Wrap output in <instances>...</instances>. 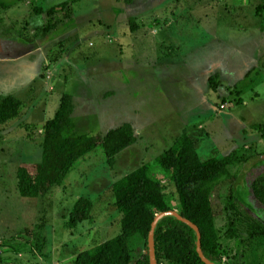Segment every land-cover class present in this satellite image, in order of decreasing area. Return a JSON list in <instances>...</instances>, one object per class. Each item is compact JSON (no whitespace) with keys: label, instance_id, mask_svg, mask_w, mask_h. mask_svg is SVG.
Masks as SVG:
<instances>
[{"label":"rangeland","instance_id":"rangeland-1","mask_svg":"<svg viewBox=\"0 0 264 264\" xmlns=\"http://www.w3.org/2000/svg\"><path fill=\"white\" fill-rule=\"evenodd\" d=\"M52 8L54 13L49 15ZM262 14L264 0H0V87L15 85L22 101L16 120L0 126V264H73L81 251L116 236L121 230L120 216L110 186L143 163L153 165L172 144L169 135L179 134L169 124L172 118L178 121L186 109L184 103L201 101L187 87L198 78L200 55L187 53L205 37L207 27L216 34L219 29V36L241 55L251 52L256 42L263 47L264 37L255 30L249 32L262 23ZM228 16L234 23L241 20L240 27L247 30L225 31ZM49 19L57 26L47 34L43 28ZM168 37L179 39L182 45L172 58L164 57L173 49ZM231 50L221 48L220 53L230 58ZM190 57H196V63ZM38 68L37 78L29 82L28 72L33 74ZM211 79L215 88L220 83L217 74ZM64 92L76 96L81 105L74 113L80 134L103 135L108 128L129 123L137 142L119 152L113 166L98 146L76 161L63 182L47 194L22 197L17 190L19 164L42 158L43 110L39 108L29 121V104L35 95L44 105ZM227 101L222 96L220 103ZM52 106L46 118L52 117ZM203 115L200 109L194 120ZM222 123V119L211 122L225 136L226 122ZM225 131L235 138L234 131ZM208 143L203 138V147ZM253 153V149H241L238 155ZM199 156L204 160L217 155ZM243 166H233L232 176L221 180L211 194L218 250L226 263L261 264L264 234L251 235L256 224L264 227V201L254 191L264 181V161L240 179ZM152 173L166 185L168 199L175 206L172 181L155 166ZM238 178L239 196L249 210L232 225L228 194ZM80 198L91 202L90 217L72 227L69 216ZM229 230L237 236L229 238ZM146 249L143 239L131 242L134 260Z\"/></svg>","mask_w":264,"mask_h":264},{"label":"trees","instance_id":"trees-1","mask_svg":"<svg viewBox=\"0 0 264 264\" xmlns=\"http://www.w3.org/2000/svg\"><path fill=\"white\" fill-rule=\"evenodd\" d=\"M65 5V3H64ZM54 13V8L48 11ZM57 24L51 19L43 30L49 34ZM214 80L211 82V85ZM214 87V86H212ZM22 101L14 95H0V125L16 118ZM74 102L71 94H62L54 116L43 125L42 158L36 163H20L17 168V190L20 196L37 198L60 185L76 161L101 146L107 163L113 166L117 154L137 142V135L129 123L109 129L104 135L80 134L75 131L72 120ZM264 136V124L259 130ZM233 151L221 158L202 160L196 150L195 141L186 130L155 159L153 165H143L114 181L110 186L113 205L118 211L120 231L98 245L81 251L73 264H149L146 252L135 260L131 253V242L147 237L154 217L164 211L176 210L184 218L198 226L201 233V247L207 259L218 264L222 260L218 250L219 237L215 230L211 194L217 184L231 175V168L243 163L240 179L252 166L264 161V152L241 157ZM240 156V157H239ZM157 167L172 181L176 205H171L166 194V185L152 173ZM239 178L228 194L230 210L234 216L248 215V203L239 196ZM255 196L264 201V181L254 189ZM92 204L85 198L76 201L69 216L72 227L89 219ZM256 224V223H255ZM252 235L264 234V227L256 224ZM234 231L229 238L236 237ZM157 264H205L196 251V233L185 223L173 216L162 218L154 231ZM16 250V248H14ZM264 264V263H261Z\"/></svg>","mask_w":264,"mask_h":264},{"label":"crops","instance_id":"crops-1","mask_svg":"<svg viewBox=\"0 0 264 264\" xmlns=\"http://www.w3.org/2000/svg\"><path fill=\"white\" fill-rule=\"evenodd\" d=\"M254 16L258 19L256 14ZM262 16V23L259 24V27L253 26L249 31L252 32L255 30V32L261 35V38L264 37V15L262 14ZM229 17L231 18V16L227 17V26L225 27L226 30L224 29L225 31L232 33V29H238L239 31L243 32L247 30V28L244 26L240 27L242 23L241 20L237 23H234L232 22V18L229 19ZM257 19H255V22H259ZM232 23L234 24L233 27ZM162 29L165 30L166 28ZM205 31V37L201 40H198V42H200L196 45L194 44L187 53V56H191L192 53H196L198 51V54L200 55V61H198L199 58L197 59L199 69L196 70L198 78L194 77L193 80H190L192 84H189L187 87L191 89L193 95H198L201 101L198 104L199 106L195 103H184L186 109L181 111L182 115L180 117L178 116V121L172 118L171 123L167 122L174 125L179 130V134L175 131L174 134L169 135L172 139V144L182 134V132L186 130L188 135L195 141L198 154H203L206 152L207 155H217L215 156L216 158H221L233 151H239L241 149H253V151L256 153L264 152V136L261 131H258L259 126L264 124V103L261 102V100L264 101V46L261 47L259 43L256 42L254 48L252 47L251 52L241 55L239 49H237L235 45H231L226 40V38L219 36L221 33L219 32V29L217 34L212 30V27H207ZM168 38L170 42L172 40V44L169 42L168 44L171 45L173 49L171 52H168V54L166 53L164 57L172 58L174 56L175 50H181L182 45L179 39L174 37ZM221 48H226L227 51L232 49L231 57L228 58L222 55L220 53ZM190 59L193 61L192 63H196V57H190ZM162 62L166 61L162 60ZM36 70L37 71L33 74L28 72L27 75L30 74L29 82H33V80L37 78V72L40 69L38 68ZM215 74H217L218 81L220 83L215 86V88H213L211 85L213 80L211 78L215 76ZM63 86L62 88L64 89L65 86ZM15 88L17 87L12 84L5 85V87L2 86L0 87V95H14L18 97V91H15ZM62 94H59L57 97H51L52 102L50 101L47 103L46 100L44 105H41L36 101L35 95V99L33 98V101H31L29 104V121L33 120L31 115L39 114L40 111H37L39 108H42L43 110V120L41 122L40 130V132L42 131V138L43 125L47 120L54 116L56 110L59 107ZM222 96H226L228 101L221 104L220 101ZM72 97L74 102L72 120L75 125V131L79 133V126L74 120V113L78 112V107L81 105L77 103V99L75 98L76 96L73 95ZM220 104L224 105V108H220ZM49 106H52L53 113L51 118H49L50 114L46 118L44 115L49 110ZM231 107L233 109H230ZM200 109L204 113L202 117L203 119L199 118L194 120L195 116L193 115L198 114ZM242 109L244 111H242ZM175 110L176 106H174V111ZM246 113L250 115L249 119L247 118ZM16 118L9 120L0 126H2V128L5 124L8 126L10 125V121L14 122ZM230 118H232V120H230ZM215 119H222L223 123L221 126H223L226 122L225 128L222 129V131L225 133V136L224 134H219V131H221L220 126H212L213 124H211V122ZM201 120L205 125L200 124L202 123L200 122ZM208 124L210 128H207ZM193 128L195 130L197 128L198 131L193 130ZM164 129L166 130L170 128L168 125H165ZM108 130L109 128L106 130V132ZM225 130L234 131L235 138H233L232 135L226 136V133H230ZM203 138H205V141L209 142L208 146L206 147H203Z\"/></svg>","mask_w":264,"mask_h":264},{"label":"water","instance_id":"water-1","mask_svg":"<svg viewBox=\"0 0 264 264\" xmlns=\"http://www.w3.org/2000/svg\"><path fill=\"white\" fill-rule=\"evenodd\" d=\"M167 216H173L175 217L177 220L185 223L186 225H188L189 227H191L195 233H196V251L200 257V259L205 263V264H218L215 263L213 261H210L209 259H207L205 257V255L203 254L202 251V247H201V233L200 230L198 228L197 225H195L193 222H191L190 220L184 218L183 216H181L178 211L176 210H169V211H164V212H160L158 213L152 223H151V227L148 233V237H147V247H148V255H149V264H157L156 261V252H155V240H154V231L156 228L157 223L164 217Z\"/></svg>","mask_w":264,"mask_h":264},{"label":"built area","instance_id":"built-area-1","mask_svg":"<svg viewBox=\"0 0 264 264\" xmlns=\"http://www.w3.org/2000/svg\"><path fill=\"white\" fill-rule=\"evenodd\" d=\"M220 108H224V105H221Z\"/></svg>","mask_w":264,"mask_h":264}]
</instances>
